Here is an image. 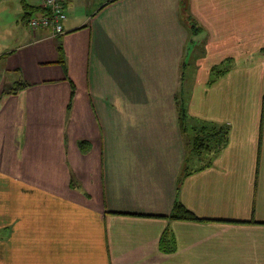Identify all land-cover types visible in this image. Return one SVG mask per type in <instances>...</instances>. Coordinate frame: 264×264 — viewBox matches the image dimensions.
Listing matches in <instances>:
<instances>
[{
    "label": "crops",
    "instance_id": "0c3cea01",
    "mask_svg": "<svg viewBox=\"0 0 264 264\" xmlns=\"http://www.w3.org/2000/svg\"><path fill=\"white\" fill-rule=\"evenodd\" d=\"M62 4L51 36L40 0H0V264H264V0ZM184 74V120L231 126L206 166Z\"/></svg>",
    "mask_w": 264,
    "mask_h": 264
},
{
    "label": "trees",
    "instance_id": "16d2710c",
    "mask_svg": "<svg viewBox=\"0 0 264 264\" xmlns=\"http://www.w3.org/2000/svg\"><path fill=\"white\" fill-rule=\"evenodd\" d=\"M28 21V20H27ZM192 30V29H191ZM195 30V29H194ZM194 30H192L194 32ZM224 61L219 63L217 66L212 68L214 74H222L227 68L223 67ZM25 86V83H21V81L15 83L11 87H6L4 92L11 93L16 92L19 88ZM176 111L179 122L180 132L184 135H187L186 139V148L188 151V160L190 156L196 157L200 159L203 157L204 162L200 164V166H206L208 164L207 160L210 157H213L218 151H220L223 146L227 143V134H228V126L227 124H213L211 122L204 121V123L198 126H192L184 120L183 112L176 103ZM190 126H189V125ZM76 146L79 152L86 153L90 144L87 140L79 139L76 141ZM209 158V159H210ZM187 165H183L181 168L182 171L191 170ZM180 177L177 178V184L179 183ZM69 186H74L72 180L69 181ZM160 217H165L171 220H182V221H201L202 218L197 217L191 211L183 207L177 201H174L170 211L166 215H161ZM166 229L161 232L160 239L157 242V248L160 251L168 252L171 251L174 247L172 240L168 239V234L165 233ZM168 239V240H167Z\"/></svg>",
    "mask_w": 264,
    "mask_h": 264
},
{
    "label": "built area",
    "instance_id": "2783aa9c",
    "mask_svg": "<svg viewBox=\"0 0 264 264\" xmlns=\"http://www.w3.org/2000/svg\"><path fill=\"white\" fill-rule=\"evenodd\" d=\"M43 12L37 16L28 18V25L34 29L36 27H47L51 36L61 34L63 30V21L65 13L62 0H40Z\"/></svg>",
    "mask_w": 264,
    "mask_h": 264
},
{
    "label": "rangeland",
    "instance_id": "374dc122",
    "mask_svg": "<svg viewBox=\"0 0 264 264\" xmlns=\"http://www.w3.org/2000/svg\"><path fill=\"white\" fill-rule=\"evenodd\" d=\"M196 38H197V35L195 36ZM197 44L196 46H197V50H198V48H200V45H199V43H198V40H196L195 38L191 41V43L190 44ZM190 46V45H189ZM191 47V46H190ZM196 50V51H197ZM188 59H189V61H190V56L189 57H187ZM184 61H185V63H187V66H188V60L187 59H184ZM215 66H217V65H215ZM223 67H226V68H228V65H227V63H224V65L221 67V68H223ZM191 68H193V66L191 67ZM190 68V69H191ZM188 74H189V71L186 73V78H188ZM215 74H214V71H212V70H209V72H208V76H207V80H208V82L210 83L212 80H214L215 79ZM186 78H185V74H184V77L182 78V82H183V86L181 85V87H179L178 88V90H177V97H176V99H175V101H176V103L178 104V106H179V108L181 109V110H183V111H181V113L183 112L184 113V110H185V108H186V101H185V98H186V96H187V89L185 88V82H186ZM188 91H189V95L191 96H193L194 97V99L196 100V95H195V92H193V91H191L189 88H188ZM188 109V108H187ZM188 112H189V114L187 113V110H186V114L187 115H189V117H188V122H189V124L190 125H192V126H198V125H200V124H202V123H204V121H207V122H211V123H213V124H225V122L223 121V122H217V121H213V120H206V119H202V118H199V117H196V116H193V115H191V114H193L189 109H188ZM188 124V125H189ZM189 125V126H190ZM227 126H228V130H229V128L231 127V126H229V124L227 123ZM186 139H187V135H186V137H185ZM167 253V252H166Z\"/></svg>",
    "mask_w": 264,
    "mask_h": 264
}]
</instances>
